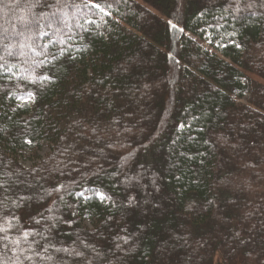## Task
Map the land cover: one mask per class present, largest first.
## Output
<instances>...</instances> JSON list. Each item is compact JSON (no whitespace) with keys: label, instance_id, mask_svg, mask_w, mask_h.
Instances as JSON below:
<instances>
[{"label":"trees","instance_id":"obj_1","mask_svg":"<svg viewBox=\"0 0 264 264\" xmlns=\"http://www.w3.org/2000/svg\"><path fill=\"white\" fill-rule=\"evenodd\" d=\"M5 36L0 264H264V0H0Z\"/></svg>","mask_w":264,"mask_h":264},{"label":"rangeland","instance_id":"obj_2","mask_svg":"<svg viewBox=\"0 0 264 264\" xmlns=\"http://www.w3.org/2000/svg\"><path fill=\"white\" fill-rule=\"evenodd\" d=\"M199 41L205 48H208L209 50L216 52L218 55H220L212 46H210L208 41H201V40ZM24 99L31 100V97L27 96ZM48 151H49V146L46 143L42 142L37 147H33L30 150L22 151L19 155V160L25 166H30L34 161H37V159L39 160L40 158H43ZM86 250L89 251L92 249L89 247Z\"/></svg>","mask_w":264,"mask_h":264},{"label":"snow or ice","instance_id":"obj_3","mask_svg":"<svg viewBox=\"0 0 264 264\" xmlns=\"http://www.w3.org/2000/svg\"><path fill=\"white\" fill-rule=\"evenodd\" d=\"M39 3H41V0H35V4H39ZM57 3H59V0H57ZM33 6H35V5H33ZM48 6L51 7V5H48ZM92 7H97V8H99L100 5H99V4H93ZM52 15H53V17H55V13H53ZM49 26H51V21L49 22ZM172 26L175 27V25H172ZM20 34L23 35L22 33H20ZM42 34H43V33H42ZM4 39H7V37H6V36H5V37H0V43H2ZM25 46H28V45H24V44H21V45H20L21 48H23V47H25ZM4 47H5V49L7 50L10 46H9V45H4ZM7 54H8V55H12L13 53H12L11 51H8ZM28 96L31 97V93H28ZM0 187H3V185H0ZM59 190H60L59 187L56 188V189H54V191H59ZM5 191H7V189H5ZM98 195H100L101 199L104 198V197H103V194H98ZM27 199H29V197L21 196V197L19 198L20 203H22L23 201H25V200H27ZM14 203L16 204L17 207L20 206V203H17V202H15V201H14ZM17 219H18V218H17ZM36 223H39V221H36ZM6 231H7L6 228H4V227H0V232H6ZM30 235H33V233H31L30 231L25 230V231L22 233V237H21V238H22L25 242H27L28 239H29V236H30ZM4 238L7 239L6 236H5ZM19 242H20L19 240L16 241L17 244H19ZM32 243H38V241L33 240ZM29 246L31 247V244H30ZM56 251H64V252H68V249H66V248H65V249H56ZM75 255H76V256H82L83 253H81V252H76ZM45 258H46V259H51L50 256H49V257H45Z\"/></svg>","mask_w":264,"mask_h":264}]
</instances>
